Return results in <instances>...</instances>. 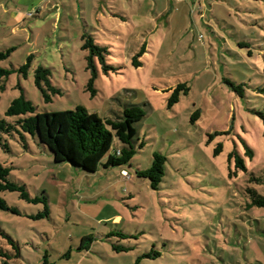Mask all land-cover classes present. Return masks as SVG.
<instances>
[{"label":"rangeland","instance_id":"rangeland-1","mask_svg":"<svg viewBox=\"0 0 264 264\" xmlns=\"http://www.w3.org/2000/svg\"><path fill=\"white\" fill-rule=\"evenodd\" d=\"M26 1L0 0V52L10 50L0 121L18 119L6 111L21 93L36 113L83 107L116 120L136 105L144 115L131 161L95 173L56 164L36 138L24 149L16 133L2 135L8 180L45 197L48 215L18 192L0 194L17 212L0 210V232L17 243L0 235V264H264V207H249L246 193L264 197V0ZM83 34L113 67L97 64L92 88ZM38 67L60 91L49 103L34 83ZM179 84L188 92L169 105ZM120 147L114 139L111 153ZM233 152L246 171L228 162ZM154 153L165 158L157 190L136 176Z\"/></svg>","mask_w":264,"mask_h":264},{"label":"trees","instance_id":"trees-1","mask_svg":"<svg viewBox=\"0 0 264 264\" xmlns=\"http://www.w3.org/2000/svg\"><path fill=\"white\" fill-rule=\"evenodd\" d=\"M81 40L83 41L82 49L88 52L86 69L91 74L88 88H92L94 80L97 77V64L101 66L105 74L113 70V67L107 65L105 62L108 53L107 49L97 45L91 35L83 34ZM9 54L10 50L0 52V62L5 60ZM31 60L32 56H28L26 63L18 69L24 77H26L27 71L31 66ZM134 62L139 64L136 62V59ZM8 75V70L0 68V80ZM34 83L43 95L46 103L51 102V96L60 93L59 90H56L51 85L50 72L46 68L38 67L34 71ZM227 83L234 92L239 96H243L244 90L242 89V85L228 81ZM2 90L3 88L0 86V91ZM181 91L184 95L187 94L188 88L186 85L179 84L174 89L169 98V105L178 102ZM6 115L18 117V119L13 124L6 123L4 120L0 121V146L4 150H8V144L6 141L2 143V135L11 136L13 133H16L24 149L28 147L26 138L30 136L32 139L36 138L42 147L50 150L56 164L68 163L88 173H95L98 171L99 166L104 168L116 167L128 164L131 161L137 149L134 141L136 134L134 124L138 123L144 114L140 107L136 105L126 106L123 109L122 117L116 120L101 119L96 114L89 113L83 107H76L71 111L36 113V108L21 93L18 98L11 102ZM197 116V113H195L191 121L193 122ZM259 116L264 121V115L259 114ZM114 139L118 140L121 147L112 154L111 148ZM138 147L141 148L142 144H139ZM220 150L219 147L215 150V153H218ZM251 154V151L247 149L246 155L251 157ZM104 159H106L105 162H103ZM232 160L236 169L246 171L244 160L236 152L228 155V162ZM164 163L165 158L159 153H154L150 167L146 170L136 171V176L148 179L151 188L157 190L164 175ZM9 175L10 169L0 164V194L6 191L18 192L19 198L28 203H41L44 206V210L38 217H46L48 215L46 198H31L24 187L8 180ZM246 193L250 198L249 207H264V197L256 190L248 188ZM0 210L17 213L15 210L10 209L6 201L1 197ZM0 235L7 240L9 245L13 247L17 246V243L8 235L2 232H0ZM85 240L87 238L81 240V245L84 244ZM135 264H138V262Z\"/></svg>","mask_w":264,"mask_h":264},{"label":"crops","instance_id":"crops-1","mask_svg":"<svg viewBox=\"0 0 264 264\" xmlns=\"http://www.w3.org/2000/svg\"><path fill=\"white\" fill-rule=\"evenodd\" d=\"M44 2H45L44 0H27L26 1V3L31 5V7H37L38 5L42 6L43 4L48 6V3H44ZM192 2L194 3V0H192Z\"/></svg>","mask_w":264,"mask_h":264},{"label":"built area","instance_id":"built-area-1","mask_svg":"<svg viewBox=\"0 0 264 264\" xmlns=\"http://www.w3.org/2000/svg\"><path fill=\"white\" fill-rule=\"evenodd\" d=\"M30 16V15H29ZM200 38H201V36H200Z\"/></svg>","mask_w":264,"mask_h":264}]
</instances>
